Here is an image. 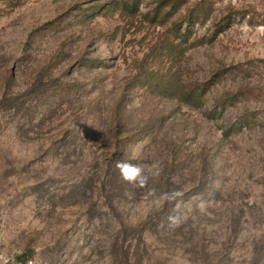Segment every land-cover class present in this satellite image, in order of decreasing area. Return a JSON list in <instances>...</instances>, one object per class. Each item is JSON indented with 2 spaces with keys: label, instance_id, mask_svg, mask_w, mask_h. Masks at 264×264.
<instances>
[{
  "label": "rangeland",
  "instance_id": "1",
  "mask_svg": "<svg viewBox=\"0 0 264 264\" xmlns=\"http://www.w3.org/2000/svg\"><path fill=\"white\" fill-rule=\"evenodd\" d=\"M0 257L264 264V0H0Z\"/></svg>",
  "mask_w": 264,
  "mask_h": 264
},
{
  "label": "clouds",
  "instance_id": "2",
  "mask_svg": "<svg viewBox=\"0 0 264 264\" xmlns=\"http://www.w3.org/2000/svg\"><path fill=\"white\" fill-rule=\"evenodd\" d=\"M156 167V166H153ZM116 168L119 170L121 178L128 183L143 186L145 185L150 176H155L159 174V169L157 168L156 171H153L152 168H148L146 164H133L126 161H118L116 163ZM145 168H148V173H145ZM176 195H179L177 193ZM174 199V196L171 197ZM170 197L168 194H164L160 197L161 201H167ZM172 219V218H170ZM3 257H0V260H3ZM4 264H7V261H4Z\"/></svg>",
  "mask_w": 264,
  "mask_h": 264
},
{
  "label": "trees",
  "instance_id": "3",
  "mask_svg": "<svg viewBox=\"0 0 264 264\" xmlns=\"http://www.w3.org/2000/svg\"><path fill=\"white\" fill-rule=\"evenodd\" d=\"M127 6L131 9V7H134V4L130 5V3H127ZM205 90L201 92L192 91L190 93H186L183 97V100L195 108H203L205 104V101L203 99V96H205L206 94Z\"/></svg>",
  "mask_w": 264,
  "mask_h": 264
}]
</instances>
